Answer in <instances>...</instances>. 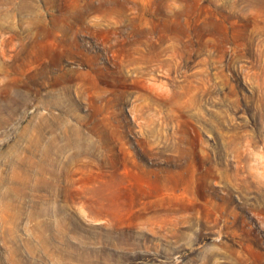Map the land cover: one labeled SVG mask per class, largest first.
I'll use <instances>...</instances> for the list:
<instances>
[{
	"label": "rangeland",
	"instance_id": "obj_1",
	"mask_svg": "<svg viewBox=\"0 0 264 264\" xmlns=\"http://www.w3.org/2000/svg\"><path fill=\"white\" fill-rule=\"evenodd\" d=\"M0 264H264V0H0Z\"/></svg>",
	"mask_w": 264,
	"mask_h": 264
}]
</instances>
